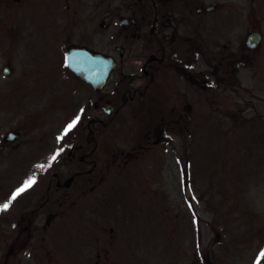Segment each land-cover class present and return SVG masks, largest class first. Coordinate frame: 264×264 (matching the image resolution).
<instances>
[{"label": "flooded vegetation", "instance_id": "1", "mask_svg": "<svg viewBox=\"0 0 264 264\" xmlns=\"http://www.w3.org/2000/svg\"><path fill=\"white\" fill-rule=\"evenodd\" d=\"M6 1L7 7L14 5L12 0ZM30 3L41 7L38 0ZM45 7L46 19L32 26L30 36L37 39L44 32L49 41L59 40L65 50L32 53H68L70 48L83 47L95 53H113L117 63L103 87L76 76L70 105L54 109L58 99L52 96L49 101V109L56 115L64 119L79 116L84 123L74 137L71 154L78 160L77 167L89 171L86 181H93L95 188L105 180L102 170L126 167L144 159L143 152L155 151L164 138L167 122L174 123L175 129L181 122L195 121L199 87H213L210 76L225 70L230 73V65L238 69L241 53H257L259 48L242 39L245 9L241 0H45ZM0 30L9 36L14 27L3 21ZM36 109L35 119L47 117V108ZM129 121L136 130L135 138L127 144L136 151L118 148L117 142L108 139L103 147L108 132H115L114 127L120 125L116 131L120 133ZM41 134L35 133L28 142L20 135L16 146L17 150L30 147L31 152L22 154L21 164L37 176L34 198L28 201L34 208L23 211L26 233L11 243L9 255L13 257L3 254L0 264H42L41 260L52 264L54 259L52 252L46 253V259L34 257L35 251L46 249L47 244L46 236L36 234L38 229L47 232L51 227H40L42 210L37 207L52 202L54 177L59 175L47 177L54 151L50 136L45 134L44 139ZM62 185L57 178L56 191ZM16 207L21 209L20 201ZM223 245L208 242L201 258L194 252L192 264H241V258L230 257V244ZM25 249H29V257ZM95 253L100 256L98 247ZM85 261L78 259L73 264ZM93 262L89 258L86 264Z\"/></svg>", "mask_w": 264, "mask_h": 264}, {"label": "rangeland", "instance_id": "2", "mask_svg": "<svg viewBox=\"0 0 264 264\" xmlns=\"http://www.w3.org/2000/svg\"><path fill=\"white\" fill-rule=\"evenodd\" d=\"M29 1L23 0L22 5L15 7V11L11 10L16 16L9 14L3 6H0V15L5 14L11 19L18 20V14H22L23 19L28 22L29 10L23 8L27 7ZM40 3L43 7L45 0H41ZM38 11V15H40L45 9ZM257 11L260 16L258 25H261L260 28L264 33V7L258 8ZM38 18L46 19V13L43 17L38 16ZM27 22L24 29L29 32L31 27L29 26L30 22ZM251 26L253 23L248 18L244 28L245 35L243 36V32H241L242 39L246 38ZM11 38L13 37L11 36ZM41 38L46 41L45 37ZM34 45L36 44L31 39H24L20 42L13 39L10 43L0 39V85H4L3 90H0V95L3 98L5 94L4 100L1 99L2 106H0V137L6 135L9 130L19 131L25 142L33 139L31 136L35 133L43 132L41 135L44 139L45 134L53 136V145L57 149L55 154L59 152V155L63 154V157L61 156L59 163L56 159L54 160L52 169L48 171L47 175L60 173L64 179L76 170H73L74 166L70 160V147L65 143L63 145L65 142L63 140L66 136L67 138L75 137L77 131L73 128L67 135H64L65 129L72 121H61V116L56 115L54 111L46 112L47 117H43V124L39 123V119H35L33 115L35 107L39 108L36 109L37 111L42 107L47 108L46 105L50 101V96L46 92L48 90L45 89L47 86H55L60 89V94H62L67 82L65 80L67 74L64 73L61 60H59L61 53H51L49 59L51 69L49 71L47 67L49 63L46 62V59L35 58L32 60L26 56V53L34 49ZM43 47H45V42ZM62 47V45H58L55 50L59 51ZM46 49L43 48V50ZM243 55L244 53H241V71L233 75L232 78L235 81L229 82V90H226L229 93L230 102L224 111L229 110L232 117L224 120L226 121L224 128L220 130L212 127L211 123L197 121L195 126L197 125L199 130L206 131L207 134L199 133L197 136H189L186 133L173 134L170 139L172 144L169 145L166 142L164 146H161L160 152L156 156V159L164 157L162 161H164L165 168L162 170L159 182L157 179L152 181L149 173L144 176L148 180V191L158 195V198L163 201L164 223L162 213L154 211L156 208L151 204L147 195L145 198L137 193L134 196L133 190L126 186H119L116 192L112 191L113 186L120 182L118 180L120 177L113 175L114 180H107L95 192L97 195L104 194L105 199H108V194L111 193L109 196L112 199L111 202L101 199L102 205L107 204L108 212H114L119 203L127 202L131 197L136 199L133 203L144 205H141L144 208L142 211L152 212L149 216L143 212L137 213V220L142 223L139 226L144 227L146 232L144 237L149 241L155 240L156 242L158 240V242L154 244L155 249L150 250L152 245L149 248L148 245L145 246L143 237L139 235L138 246L140 247L135 252L133 251V258L145 257L148 260L146 264H192L195 250H191L197 246L196 243L206 242L210 238L211 241H216L217 234L220 237L218 238L219 243L241 241V261L246 260L248 264L252 263L255 258L257 259L261 251H264V41L258 53H253L250 60H244ZM246 55L248 54L246 53ZM5 59H7L6 62ZM8 61H12L16 72L9 78L2 79L4 78V75H1L2 69ZM246 61H249L248 64ZM22 76L25 83H23L24 86L20 89V96H18L14 85ZM35 76L40 77V82H38L40 85L31 82L32 77ZM69 85L72 90L74 86ZM241 88L244 90L241 91ZM200 95L204 102H207L210 96L206 91H203V94L200 92ZM210 106H214L213 111L217 113L218 106ZM56 108L59 107H54V109ZM219 123H222L221 120ZM190 125L192 126L191 123H189ZM61 136L63 139H58ZM108 137L106 136L104 139ZM123 137L124 134L111 139L113 142L117 140L123 143ZM25 148L28 153L30 147L25 146ZM11 150L12 148H9L6 151V153L8 151L11 153L7 154L5 163L0 166V175L5 169L12 166L11 168L14 169L6 170L5 173L9 171L11 176L16 177L15 156ZM22 153H24V149ZM18 171L21 173V170L18 169ZM132 177L129 171L126 173L125 180L121 179L125 182ZM88 189L87 184L80 183L70 190L55 193L59 196L55 198L54 206L61 212L64 202L69 203L83 193V190ZM89 194L93 193L89 192ZM139 198L140 200H138ZM125 204L121 205L125 206ZM127 204L130 206L129 202ZM84 205V203L80 204L78 208L81 209ZM84 208L85 210L81 213L87 217L86 212L91 207L86 205ZM86 208L88 209L86 210ZM133 209L129 210L128 215V211L123 209L120 211L129 216L130 221H133ZM100 210L104 212L105 209ZM122 212L114 215L119 218ZM109 219H112L113 221L110 223H113L116 218H104L102 222ZM72 226H78L81 231H86L84 221L68 224V228ZM6 235V241H9L11 235L8 232ZM158 236L160 239H157ZM61 242H68L71 247L77 249L76 253L72 252L68 255L69 258L82 257L81 248L85 247L82 237L75 238L68 235L67 238H61ZM136 246L135 244L133 247ZM108 255L112 264H130L128 261H124L123 255L116 256L114 250L108 251ZM143 260L135 264H142Z\"/></svg>", "mask_w": 264, "mask_h": 264}, {"label": "snow or ice", "instance_id": "3", "mask_svg": "<svg viewBox=\"0 0 264 264\" xmlns=\"http://www.w3.org/2000/svg\"><path fill=\"white\" fill-rule=\"evenodd\" d=\"M81 112H83V109H81ZM80 121V117L77 116L75 120L72 121L71 124H69L67 126V128L65 129V133L64 135H67L73 128L76 127V125L79 123ZM58 139H63V136L59 137ZM60 153L57 152L55 155H53L52 160H55L57 158V156ZM40 167H44V165H40ZM36 183L35 177L30 178L28 181H26V183L24 184L23 187L17 189L13 194L11 199L15 200L18 196H20L21 193H23L24 191H26L27 189L31 188L32 185H34ZM11 201H9L8 203H5L2 207H0V211H4L6 209H8L10 207ZM264 260V251H261L259 254V257L256 260V264H261V261Z\"/></svg>", "mask_w": 264, "mask_h": 264}, {"label": "water", "instance_id": "4", "mask_svg": "<svg viewBox=\"0 0 264 264\" xmlns=\"http://www.w3.org/2000/svg\"><path fill=\"white\" fill-rule=\"evenodd\" d=\"M71 63H72V62H71ZM71 63H70V64H71ZM72 66H74V64H72ZM75 66H76V67H75V70L78 69V66H77V65H75Z\"/></svg>", "mask_w": 264, "mask_h": 264}]
</instances>
